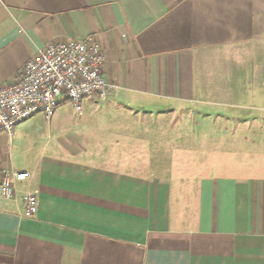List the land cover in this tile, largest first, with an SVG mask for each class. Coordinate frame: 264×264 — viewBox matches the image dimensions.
Wrapping results in <instances>:
<instances>
[{
    "label": "crops",
    "instance_id": "crops-1",
    "mask_svg": "<svg viewBox=\"0 0 264 264\" xmlns=\"http://www.w3.org/2000/svg\"><path fill=\"white\" fill-rule=\"evenodd\" d=\"M91 35L118 93L20 163L27 122L0 144V169L31 173L0 198V264H264V175L243 171L264 154V0H0V87ZM197 125L206 135L179 136ZM233 158L242 174L217 172Z\"/></svg>",
    "mask_w": 264,
    "mask_h": 264
},
{
    "label": "built area",
    "instance_id": "built-area-1",
    "mask_svg": "<svg viewBox=\"0 0 264 264\" xmlns=\"http://www.w3.org/2000/svg\"><path fill=\"white\" fill-rule=\"evenodd\" d=\"M107 57L94 35L82 40L53 43L37 52L24 69L0 87V131L11 138L16 128L37 114L53 118L64 100L82 113L84 101H107L119 87L104 74ZM31 178L26 170L0 169V198L15 199L19 186ZM25 214L37 215L39 197L23 194Z\"/></svg>",
    "mask_w": 264,
    "mask_h": 264
},
{
    "label": "rangeland",
    "instance_id": "rangeland-1",
    "mask_svg": "<svg viewBox=\"0 0 264 264\" xmlns=\"http://www.w3.org/2000/svg\"><path fill=\"white\" fill-rule=\"evenodd\" d=\"M59 110V109H58ZM57 110V112H58ZM56 112V114H57ZM60 115L57 117H53L52 120L48 121L46 120L45 116L42 114H39L37 116H34V118L32 117L30 120L27 121V125H28V129L26 130V132L24 133V135L22 137H20L21 139H19L17 136L13 138V147H12V155L14 157L15 162L20 163L22 160H24V156L21 155L20 152H22V150H29L31 148H33L34 146H40L43 145L45 142H47L48 140H50L52 137H58L61 136L63 137L64 135H68L69 137L71 135L73 136H77L78 133L76 132V128L79 127V125L81 124V122H84V118L80 116L79 113H77L73 107V104L71 102H66L63 104V106H61L60 108ZM184 114L187 116L185 117ZM174 117L172 115H168L166 120H171ZM191 114L189 113H183V116L179 115V117H177L176 119H191ZM175 119V118H174ZM55 123V124H54ZM201 129V130H200ZM172 129H169L168 131H170ZM217 130V129H215ZM180 134L179 136H182L183 138H187L188 136H202V135H206V133H204V131H207L206 127L199 126L197 125V128H192L189 126V128H187L186 126L184 128H179ZM67 132H69V134H67ZM218 132V131H217ZM215 132V133H217ZM224 137H229L226 133V135ZM1 138V143L3 144L1 148H3L4 145H6V149L5 151L9 150V146H10V138L6 133H3ZM16 138H18L19 140H15ZM221 138H223V135H217L215 134L214 136V141L218 142ZM207 144V143H206ZM204 145L205 147H207V145ZM16 145H20V150L17 149ZM22 146H24L22 149ZM216 146H220V144H216ZM227 147L228 144L226 145H221L220 147ZM237 147H239V143L236 145ZM253 146V145H252ZM258 146L264 148V144L262 145H254V149H257ZM231 147L234 149V145H231ZM251 147L250 145H245V148H249ZM232 149V150H233ZM235 151H232V155L234 156ZM238 153L236 154L237 156H239L240 152L237 151ZM243 155V154H242ZM258 161L255 164L254 161L252 160V165L251 163L248 165V170H243L244 171V175H248V176H260V175H264V154H257V158ZM203 162V159H201V163ZM247 163V161H244ZM250 162V160H249ZM222 163V162H221ZM232 168H223L224 166L220 165L221 167H219L218 171L219 173H231V175H240L242 174V172L240 171V162L239 159H235L233 158L232 161Z\"/></svg>",
    "mask_w": 264,
    "mask_h": 264
}]
</instances>
